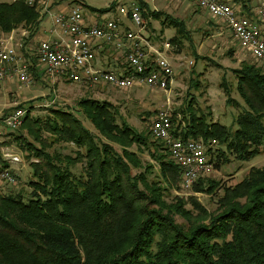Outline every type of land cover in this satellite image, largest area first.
<instances>
[{"label": "trees", "instance_id": "1", "mask_svg": "<svg viewBox=\"0 0 264 264\" xmlns=\"http://www.w3.org/2000/svg\"><path fill=\"white\" fill-rule=\"evenodd\" d=\"M235 1L246 9L252 6L251 0ZM142 5L147 11L143 16L164 15L161 23L176 27L170 41L179 45L182 22L147 9L144 1ZM39 21L35 5L0 1V39L24 28L21 40L28 43ZM234 73L245 104L236 128L197 114L191 99L183 114L188 122L174 131L184 141L215 140L208 149L213 170L264 151V71L244 63ZM231 102L227 97L226 103ZM77 105L97 135L73 110L52 109L45 119L26 111L22 128L37 144L25 139L22 148L37 159L30 163L34 179L28 182L26 199L20 192L0 191V264H264V166H252L230 185L207 175L197 179L190 189L217 196L214 211L193 195L167 201L165 196L181 180V168L168 148L127 123H117L109 102L85 98ZM180 125L178 121L176 128ZM59 142L75 148L61 153L53 148ZM133 145L155 165L143 162L130 149ZM78 162L82 166L75 173Z\"/></svg>", "mask_w": 264, "mask_h": 264}, {"label": "rangeland", "instance_id": "2", "mask_svg": "<svg viewBox=\"0 0 264 264\" xmlns=\"http://www.w3.org/2000/svg\"><path fill=\"white\" fill-rule=\"evenodd\" d=\"M82 1L86 3L82 7L84 15H93L92 13H94L99 16L102 14L106 18L119 17L117 6L121 4L129 5L135 2L141 6L143 2V0ZM145 1L151 11L159 10L164 14L170 13V16L182 22V34L184 36L180 37L179 45L174 44L176 47L170 51L173 82L167 91L155 89L146 84L118 88L106 84L92 83L89 85L65 80L59 83L53 81V78L48 77L45 73L43 74L47 80H43V74L34 71V68L30 70L27 66L30 62L26 55L29 54H25V51L28 46L33 50L34 44H30L31 41L24 44V39L21 40V37L26 33V30L18 28L14 31L11 42L22 44L17 55L20 62L26 65L31 82L28 86H22L16 77H13L11 85L4 84V82L0 83V123L2 117L16 107H24L29 110L30 117H40L41 119L50 115L52 109L60 108L73 110L85 127L97 135L93 125L78 111L77 105L81 99L95 98L113 105L117 123H127L135 130L144 134L147 133L150 141L156 142L150 134V124L156 111L166 104V99L170 101L175 123L180 121L182 125L188 122L183 114L187 110L188 101L192 99V108L196 110L197 114H203L208 121L219 122L231 129L236 128L235 119L244 110L245 104L236 88L237 78L234 69L248 63L264 71V65L241 49L232 38L224 22L208 15L207 10L201 8L196 0ZM48 2L50 0L35 3L40 17L43 16V13L45 14L43 6ZM104 9L108 10L102 12ZM149 15L146 17L148 19L147 30L150 34L148 39L152 44L159 45L177 34L174 25L161 23L164 15H161L160 18H152ZM49 23V19L43 20V24ZM32 52L34 54V50ZM227 97L231 98V103H226ZM17 136H20L19 139L16 138ZM43 136H48V133H44ZM25 139L33 141L27 135L26 129L22 128V124L16 130L1 131L0 133V165L5 163L10 165L17 178L16 184L4 186V193L20 192L24 199L27 198L31 190L28 182L34 179L30 163L37 161L34 156L29 155L30 151L22 148V140ZM34 144L37 143L34 142ZM113 146L120 152L118 145L113 144ZM53 148L61 153L69 154L72 153L75 146L72 143L59 142ZM130 149L136 151L143 162H150L155 165L146 151H138L135 145ZM81 166L82 164L78 162L72 169L78 173ZM252 166H264V151L255 154L248 160H231L218 169L214 168L205 178L219 181L221 184H235L245 176ZM179 186L172 188L170 193L165 196L167 201H172L174 195L184 199L193 195L197 197L207 211H214L218 206L216 203L217 196L192 192L191 189L182 190ZM186 207L190 208L189 203L186 204ZM176 220L181 221L179 217H176Z\"/></svg>", "mask_w": 264, "mask_h": 264}, {"label": "built area", "instance_id": "3", "mask_svg": "<svg viewBox=\"0 0 264 264\" xmlns=\"http://www.w3.org/2000/svg\"><path fill=\"white\" fill-rule=\"evenodd\" d=\"M24 1L32 6L42 0ZM252 1L254 4L250 8L253 13L250 14L241 1L196 0L211 17L224 22L241 49L264 65V0ZM50 3L62 4V7L50 14L53 22L51 32L55 37L39 40L35 50L45 75L53 79L64 77L69 82L89 85L98 83L128 88L146 84L155 89L168 90L173 82L169 55L175 45L170 39L159 45L150 42L146 34L147 21L143 17L142 8L135 2L117 6L119 17H112L115 19L99 16L90 23L85 22L90 16L84 15L81 0H50L43 6V11L49 12ZM122 18L127 19L129 24L123 26ZM13 37L11 32L0 39V81L16 77L22 86H28L31 82L28 69L17 55L22 44L12 43ZM103 44L120 52L125 60L123 72L95 65L98 48ZM26 111L24 107H16L8 112L2 117L0 132L18 129ZM172 116L170 101L166 99V104L156 111L151 120L150 132L168 148L170 157L181 168L180 188L190 190L197 179L213 171L208 149L214 148L216 141H184L174 133L184 125L176 128ZM16 183L17 178L10 165H0V191L4 190L5 185Z\"/></svg>", "mask_w": 264, "mask_h": 264}, {"label": "crops", "instance_id": "4", "mask_svg": "<svg viewBox=\"0 0 264 264\" xmlns=\"http://www.w3.org/2000/svg\"><path fill=\"white\" fill-rule=\"evenodd\" d=\"M143 1L146 3L147 9H149L148 8L149 7L148 6V3L145 0H143ZM81 2L84 3L82 0H81ZM251 4L253 5L254 2L252 1ZM186 6H187V4H186ZM60 7H62V4H56V3L55 4H53V3H50L49 4V12H47V13L45 12V14L43 13V16L40 17L38 29L36 30V33H35V35L38 34L40 36H37L36 37L34 35L33 40L30 43V44H32V43L34 44L33 45L34 54L32 52L33 50L30 48V46H28L27 49H26V51H25V54H29V55H26V57L28 58V61L30 62L29 64H27L28 68L30 70H32L34 68L33 70L34 71H37L41 75L44 73V71H43L42 66L38 63L35 50H36L37 43H38L39 40L48 39V38L51 39V38H54L55 37V34L51 32V29L53 28V22H52V19H51V15L50 14L54 13L55 11H57L58 8H60ZM141 8H142V14H144L145 12H147L145 8H143V7H141ZM175 9H176V7H175ZM157 11H159V10H157ZM248 11L250 12V14L253 13V9H251V8L248 9ZM92 14L93 15H96L94 13H92ZM93 15H90L89 14V16H90L91 19L89 17H87V19H86L85 22L86 23H90V22H93L95 20V18H98L99 16L103 17L102 14L99 15V16L96 15L95 17ZM168 15H171V14L169 13ZM143 17L146 19V16H143ZM45 19H49L50 20V23L49 24H43V20H45ZM146 21H147V24H148V19H146ZM121 22H122L123 26L129 24V21L127 19H125V18H122L121 19ZM146 32H147L146 33L147 36L149 37L150 34H148V30ZM170 59H171V55H170ZM124 62H125V60L122 57V55L120 54V52L117 51V50H115L112 46L103 44V45H101L98 48V53H97V56H96V59H95V65L96 66L108 68V69H110V70H112L114 72L120 73V72H123L122 69H123ZM43 77L45 78V79L43 78V80H47V78H46V76L44 74H43ZM62 80L67 81L64 77H59V76L56 77L55 79H53V81H56V82H59V83ZM1 82H4V84H8V85H11L13 83V81L11 79H7V78L5 79V81H0V83Z\"/></svg>", "mask_w": 264, "mask_h": 264}]
</instances>
